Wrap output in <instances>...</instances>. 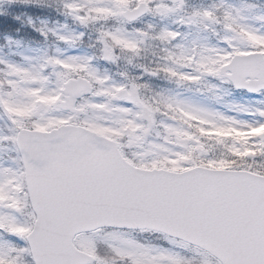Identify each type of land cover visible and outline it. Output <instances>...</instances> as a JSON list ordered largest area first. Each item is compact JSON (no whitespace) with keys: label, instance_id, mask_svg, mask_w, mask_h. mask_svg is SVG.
Returning a JSON list of instances; mask_svg holds the SVG:
<instances>
[{"label":"snow or ice","instance_id":"1","mask_svg":"<svg viewBox=\"0 0 264 264\" xmlns=\"http://www.w3.org/2000/svg\"><path fill=\"white\" fill-rule=\"evenodd\" d=\"M0 264H264V0H0Z\"/></svg>","mask_w":264,"mask_h":264}]
</instances>
